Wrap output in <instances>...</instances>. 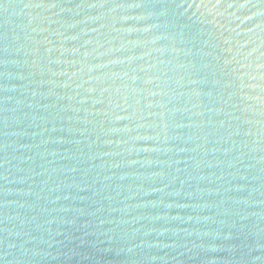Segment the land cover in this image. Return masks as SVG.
<instances>
[{
	"label": "water",
	"instance_id": "water-1",
	"mask_svg": "<svg viewBox=\"0 0 264 264\" xmlns=\"http://www.w3.org/2000/svg\"><path fill=\"white\" fill-rule=\"evenodd\" d=\"M0 264H264V0H0Z\"/></svg>",
	"mask_w": 264,
	"mask_h": 264
}]
</instances>
